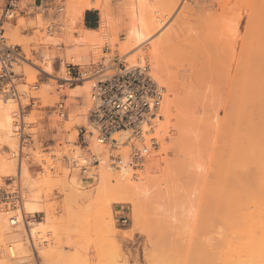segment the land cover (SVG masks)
<instances>
[{
	"label": "rangeland",
	"instance_id": "obj_1",
	"mask_svg": "<svg viewBox=\"0 0 264 264\" xmlns=\"http://www.w3.org/2000/svg\"><path fill=\"white\" fill-rule=\"evenodd\" d=\"M5 3L6 0H0V7H2ZM32 3L33 0L21 1V8L25 10V12L17 13L15 19L5 24V37L8 43L19 45L21 49L20 53L23 57H18L13 63V70L16 73L15 82L16 87L20 93V102L24 114V121L26 123V131L34 133L37 144L32 143L29 138L25 139V141L23 142L21 178L20 181H18V151L20 143L17 136V128H14V123L16 121V127V124L18 123L17 118L20 122L21 117H18V114H20V108L18 104L19 101L17 98H15L17 103L15 101V104L11 110L12 117L10 120L11 127L13 126L15 130V132L11 133L13 135L12 145L7 147L5 146V143L2 141V139H0V191L9 192L12 190H16L19 183L22 189L23 196H25L24 194H26V197L30 196L39 199L38 201L40 206L46 209L47 213L49 212L48 217L46 216V212H37L33 215V217L32 215L27 216L29 220L36 219L45 221L47 217L50 219V221L48 222H52V224L49 223L50 225H52V227L46 230L47 232L45 231V234H33V241H35V246H37L36 248L38 249V241L40 239L39 236L45 235L51 248L54 246L53 248H57V250H59L63 254L74 256L79 264H208V247H210L211 241H213V243H216L218 241L221 242V240H225L226 236L228 237V235L233 230V227L231 228L230 226V222L229 224H223V221H220L223 220V218L220 219L219 216L217 217L218 212L216 209L218 196L220 194L229 193L233 183L229 181L224 182L225 177L222 178L221 174L215 171L217 175L219 174L218 176L220 177L216 176V173L213 172L214 170L210 171L209 168V172H206V169L205 172H199V175H201L200 177L194 171V165L192 164V162L194 163L195 161L194 156L197 155L196 158L201 160V162L203 161L202 163L204 164L210 157V160L207 161V165L209 166V162L211 161V156H209V154L212 155L211 152L216 149L214 147L216 143L215 140H213V136L210 140L214 142H211V144H209V140V142L206 143V140L208 141V139L205 137H207L208 134L203 133L202 130L201 133H203V135L201 136V141L199 142L200 145L197 146L199 144L198 143L196 144L197 147L192 146L194 144H192L191 139L192 137L194 138L195 135V130H192V125H194L195 123L193 113L195 108V102L193 100L194 89L198 83L205 81V79H208L207 76L210 77L212 75V78L209 79L210 81H212V79L214 78L213 74L215 72L216 75L214 74V76H217L218 78L228 72V62H231L233 60L232 57L230 59V53H232L233 51L230 48L235 43L236 39L239 40V46H241V35L245 33V26H247L245 25L247 24V18L243 14L244 0H159V9H161L162 13L170 11V15L164 14L165 17L168 16V19L166 20L165 25L166 30L163 29V31H161L162 36L164 35L163 37H165V34L167 35L169 31L173 29H178L177 31L179 34V38L175 39V41L177 42L173 40V46L171 47L169 45L170 47L168 46V52L165 53V59L167 58L168 65L167 71L169 70L171 72L167 74V76H163L162 72H160V74H162V77H160V75L157 74L156 70L154 69L152 63L147 58L144 60V62L148 61L151 64L153 73L159 78L162 84H165V82L167 83V80H170L169 78L178 83L176 95L179 97V101L174 103L173 107L175 108L174 115L179 125L177 127V131H179L176 133V130L174 128L172 132L173 135H175V138H170L167 135L168 132L164 133V129H161L159 127L161 125H159L154 131L150 132V134L146 136V141L150 146V152L146 160V166L140 173V175H148V186L151 187V193L155 194H150L151 199L153 200L150 201L151 203L149 202V206L146 205L148 208L150 207V209H144V212L146 210L145 213L147 214L143 212V215H141L143 216L145 221L142 218L140 220V217H138V220V218L133 215V205H131L130 202L114 203V201L116 200V198H114V195H116L117 197V195H121L123 191L121 193L117 192L118 194H112L113 191H110L111 193L106 194L105 192L108 191L107 189V191L105 190V192H103L104 188L98 181V177L94 175L95 173H99V168L92 167L91 170L86 174L87 176H89V174L91 175L89 179L91 180V182L88 181L86 175L80 173V171L76 169H69L68 161L66 160L64 155H67V157H72L78 151V153L81 152L80 147L76 145V142L78 141V143L81 145V139L79 137V127L88 125L87 115L88 108L91 103V101L89 100L90 95L88 96L86 92L84 93L85 95H82V97H79L77 99L73 98V100L68 97L66 117H59L57 102L60 100L61 93H65V89L61 90V92L58 91V81H56L55 78L64 76L66 74V70H60V67L62 66L60 65L61 59L64 57L62 56L63 54H60L59 52L56 53L58 55V58L54 60L55 73H57L56 75L54 73L53 75L49 76L48 74L41 71V69L43 68V63L45 62L43 60V57L45 56L44 54L48 49L47 47L50 46L49 44H51H48L47 42H51L49 40L50 37L57 38L59 41L61 39L62 42L64 39L65 42L67 41V39H69L68 34H70V25L68 23L69 18L72 16L67 11V0H49V2L47 4H44L42 7H31ZM126 3L127 0H112L110 2V10L111 13H113L114 19H126L128 17V13L125 10ZM60 4L64 5L65 10L58 12L57 7ZM258 4H264V0H258ZM86 11L94 10L85 9L84 12ZM94 12L98 17L97 20H100V10H97V12L95 10ZM80 14L81 13L76 16L78 17L76 18V20H78L79 23L76 27L79 29H81L84 25V20L82 21L83 15ZM128 18L127 20L129 21ZM236 18H238L237 22ZM80 20L82 22H80ZM118 21H120V19ZM239 21L242 22L241 25H238ZM122 22H120V24H118V22L116 24L113 23L114 25L110 24L105 29L103 27L102 30L104 32L101 34V40H99V43H96V45H94L95 47L93 46L95 51H92V53L94 54L91 56L89 61H87L86 64H89V67L85 68V70L92 69L94 66H96V64L101 60L103 56L114 55L115 51L117 50L118 53L122 56V61L124 63L132 64L130 62H127L126 56H128L129 53L124 52L125 50L122 44V40H124V37H126L127 34L128 25L125 24V22ZM49 23H54L55 28L52 33L47 34L46 27ZM99 27L100 23L98 22V27L96 28ZM160 30L159 35L161 36ZM233 33H235V35H233ZM229 39L233 40L231 41ZM116 43L118 44V49L115 47ZM106 44H109L111 48V52L107 54L104 53ZM65 46L66 44L64 43L63 47L65 48ZM220 46L221 48H219ZM49 48L56 49L57 47L51 45ZM226 49L228 50V53L230 52L229 54L226 53ZM229 49L231 51H229ZM223 50L226 51L224 52ZM217 54L219 56H217ZM224 56H226L225 59ZM60 57L62 58L60 59ZM63 60H65V58ZM66 62L73 63L74 61ZM75 63L76 62H74L73 64ZM75 65L76 67L70 70L69 76H73L79 70V67H81L82 64ZM217 65L220 67L219 69L221 71L218 70L220 72L215 71V69H218ZM224 65L226 66L224 67ZM222 70H224L223 73ZM27 71L35 73V79L29 78L30 75L28 76L26 74ZM170 74H172L173 76ZM206 83L208 86H205V88H208L211 82L208 83L207 80L203 84L205 85ZM0 84V92L4 91L6 87L9 86L5 85V81ZM46 85L48 87H46ZM67 85L70 84L67 83L65 85V88L67 87ZM262 86H264V84ZM45 88L50 89H48L49 91L45 92ZM200 88L204 89V87L201 86ZM167 90L169 91L168 87L166 88V93L168 94ZM200 91L203 94V92H207L208 90L206 91L205 89L204 91H202L201 89ZM260 92L261 91H258L256 93ZM47 93L48 96L46 97L45 95ZM88 93L90 94V90ZM0 95L2 96V93H0ZM9 96L12 97V95ZM262 100H259V104H257L256 101L255 105L257 104L258 107H255L254 103L253 107L252 104H250L252 103V101L250 102L249 100L248 104L247 102L245 103L243 101V104L239 103L240 108L244 106L243 109L240 110L241 113L246 116L243 117L242 123H239V125H237L240 134L237 132L236 133L237 135L241 136L238 139V136L235 133L236 136L231 135V137L229 138H224L225 135L222 134V136L224 135V137L221 138L226 139L224 140L225 144H222L223 146H226V144L230 143L233 144V141L235 140L234 138L238 140H242L243 138L244 142L242 140L241 143L240 140L241 145H239L238 140L236 141L239 145L238 148L246 147L245 149H247V147L252 146L253 151L251 149L250 153L249 149L247 152L252 156H254V153H252L255 152L254 148H258L261 145L264 147V136H261V138L252 139L254 133L252 132L253 130L249 129L252 128V126L257 128L255 126L256 122H260L259 125H262L264 123V121H262V117L264 116V98H262ZM245 101H247L246 98ZM248 106L249 108L253 107L252 109H255H249V112ZM239 107L237 104V109H239ZM255 110L259 112L260 116ZM74 113H79L80 120H71ZM161 115V119L165 120V114L163 115L162 113ZM246 118L247 120H245ZM70 121L72 123L69 124ZM248 121H250L251 124ZM66 123H68V125ZM244 123H246V125ZM241 127L244 128V130ZM245 127L249 128L245 129ZM240 131H242V133ZM217 132L218 131H215L214 133ZM198 133L200 132L198 131ZM216 135L214 134V139ZM245 135L246 137L248 136L247 139L246 137L244 138ZM147 137L149 138L147 139ZM153 137L156 138V145H151L152 143L150 142V139ZM216 138L217 142L222 141L224 143L222 139L219 140L220 136L218 137L217 135ZM230 138H233V140L231 139L232 142L229 140ZM172 139H174L173 144L171 143ZM45 140L49 141L47 145L44 144ZM255 140L256 142L258 141V144H255V142L254 144H251ZM204 144L206 145L204 146ZM232 144H230V147L233 148ZM253 145H255L254 148ZM256 145L258 147H256ZM217 146L218 145H216V147ZM166 147L169 149L165 151ZM230 147L228 146L227 148ZM87 149L88 148H85L83 152L89 153ZM191 149H197V154L195 155L191 153ZM221 149L222 148H218L215 150L216 152L213 153L216 155V153L220 152H217V150ZM262 150L264 151V149ZM256 151H258V149ZM257 155L256 156L258 158L256 162L255 160H253L254 158L250 156L253 162L248 161L245 164L243 163V165H240V169L245 167L244 165L248 166L244 170L242 169L244 172H242L241 170L243 182L240 188L243 194V201L245 200L244 202H247L249 200V196H247L248 200H246L245 195L247 192L246 182H251L253 180L250 172L252 171L254 173L255 170H258V167L260 166L264 168V153L259 151ZM191 156L194 157L193 160L191 159ZM152 162L153 165L149 166V163L152 164ZM246 169L248 170V172H245L247 171ZM217 170L219 171L220 169L217 168ZM132 172L133 170L131 169V173ZM186 173L188 174V176L186 175ZM196 175L197 177H195ZM209 175H211V177ZM83 177L87 181V183L85 181L84 185H81L80 183L76 182L79 181L83 183ZM10 178H13V181ZM71 182L73 184H71ZM64 183L66 184L64 185ZM69 183L73 187H71L72 191L74 190L73 192H70L71 188L68 187L70 186ZM68 188L69 190H67ZM212 189L215 190L211 192ZM257 190L259 191L260 189ZM260 193L258 192L253 194L252 198L255 203L257 201V197L260 196L258 195ZM71 194L72 197L70 196ZM154 195L158 196L155 197ZM165 196L167 199L165 198ZM66 198L69 200H66L65 202L64 200ZM161 198H163L164 200ZM164 201L165 203L163 204ZM69 203L72 206H69ZM250 203H252V201L249 202L248 205H250ZM15 204L16 202L10 201V199H0V216L2 213L7 212L8 210H12L15 208L18 209L19 204L17 203L16 207ZM65 204L68 210L65 209ZM251 205L253 207L255 206L254 204ZM252 206L248 207L249 211H256L255 208L257 207V205L254 208L250 209ZM69 207H71V209L73 210L72 212ZM156 208L158 209V211ZM159 212H161V214H159ZM110 215H112L114 219L113 225H111L110 223ZM123 215L129 217L130 221L128 223L122 222L121 217ZM148 225H150V227ZM225 225H228L227 227H230L229 229H232L229 230L230 233ZM144 226L147 228H145ZM14 231L18 234L17 238L19 239V241L25 243L28 254L30 255V259L25 264H41L39 263L41 259H39V257L37 258L35 254V248L32 245V241L25 225L21 223L20 225L16 226ZM144 232L148 233L149 235L145 237V235H143ZM216 233H218V235ZM212 235H216V237H213ZM211 236L213 237V239H210ZM12 240L13 239L7 240V245L5 247L7 253V246L12 242ZM128 244H130L131 246ZM135 244L138 246V248L135 247ZM129 247L130 249L132 247L140 249L138 250L139 252L137 258H134L133 255H129ZM37 249L35 250L37 251ZM128 249L129 251H127V254L125 251ZM123 253H125L126 256H129L130 258H127L125 254L123 256ZM2 255L3 253L0 246V261L2 260ZM124 257L125 259H123Z\"/></svg>",
	"mask_w": 264,
	"mask_h": 264
},
{
	"label": "bare ground",
	"instance_id": "obj_2",
	"mask_svg": "<svg viewBox=\"0 0 264 264\" xmlns=\"http://www.w3.org/2000/svg\"><path fill=\"white\" fill-rule=\"evenodd\" d=\"M111 1L112 0H67V4H66L67 5V11L72 16V17H70L71 19L69 18V23H68L70 25V29H69L70 34H68L69 39H67L66 42L64 41L65 40L64 39L62 42L61 39L59 41L57 38L50 37L49 40L51 42L47 41L48 44L51 43V44H49L50 46L54 45L57 48L56 49H50L49 48L50 46L47 47L48 49L44 54L45 58L43 57V60L45 62L43 63V65H44L43 68L41 67L42 68L41 71L48 74L49 76H51L55 73L54 60L58 58V55L56 53L59 52L60 54H63L62 56H64L63 58L60 57V59L62 58L61 64H60V65H62L61 66L62 68L60 67V70H62V69L66 70V74L64 76L56 77V78H62V79H67V80L71 79V75L69 76V74H70L69 65L76 62L75 64H77V65L82 64L81 65L82 68H88L89 67L88 66L89 64H86V63H87V61H89L91 56L94 54V53H92V51H95L93 46L96 45V43H99L100 42L99 40H101L100 39L101 34L104 32L102 30L103 27L105 29L110 24H113V23L116 24L117 22H118V24H120V22L123 21V22H125V24L128 25L126 37H124V40H122L123 41L122 44L124 46L123 48L125 50L124 52L129 53V55L126 56L127 62H130L132 64H141V62L143 63L144 60L147 58L152 63L154 69L156 70L157 74L160 75V77H162V74H163V76H167V74H169L171 71H169V70L167 71L168 65H167V58L165 59V53L168 52V46L169 45L171 47L173 46L172 45V43H174L173 40L175 41V39L179 38V36H178L179 34L177 31L178 29H176V30L173 29V30L169 31V33L167 35L165 34V37H163L164 35L162 36V34H161L162 33L161 31H163V29L166 30L165 25H166V20L168 19L167 18L168 16L165 17L164 14L170 15V11L162 13L161 9H159V0H127V3L125 4V10L128 13L129 18L128 17L127 18L129 19V21L127 20V18L126 19L119 18L120 21H118L119 19L118 20H116V18L114 19L113 13H111V10H110V2ZM85 9L100 10L101 20H100V27L99 28H89V27L84 26L83 24H81V25H83V27L81 26L82 28L80 27L81 29L76 27L77 24H79L78 20H76V18H78V17H76V16H78L79 13H81L83 15V12L85 11ZM243 9H244L243 14L247 18L246 19L247 24H245L247 26H245V30H244L245 33L241 35V38H242L241 46H239V40L238 39H236V41L233 45H232L233 42L231 43L232 46L230 49L233 51H232V53H230V52L229 53H230V59L232 57L233 60L232 61L230 60L231 62L227 61L229 63V65H227V68L229 67L227 69L228 72H226V74H223V76H220V78H218L216 76L217 79L214 76V74L216 75V72L215 73L213 72L214 78L212 79V81L209 80L210 78H212V75H211L210 77L207 76L208 79H205V81L200 82L202 84L204 82H206L207 80H208V83L211 82L209 84V87H208L209 89L205 88V86H208L207 83L205 85L198 83L199 85L198 84L197 85L199 87L196 85L195 89H194L193 100L195 102V104H194L195 108H194L193 113H194L195 123H194V125H192V130L193 131L195 130L194 131L195 135H194V138L192 137V139H191V142L194 145H192V144L191 145L195 147L196 144H198L201 141V136L203 135V133H205V134H208V136H209L208 137L206 135L207 137H205L208 139V141L206 140V143L209 142V140L212 139L211 137L213 136V140H215L216 145L221 146V147H218V146L216 147V145H214V147L216 149L222 148L221 150H217V152L218 151H220V152L216 153V155L213 153V152H216L215 148H214L215 150H213L211 152L212 155L209 154V156H211V161L209 162L210 167L207 165L208 164L207 161L210 160V157L205 163L208 166L207 167L204 163H202L203 161L201 162V160L196 158L197 157L196 154L198 152L197 149L196 150L191 149L192 152H191V150H190V152L196 155V156H194L195 157L194 163L192 162V164L194 165V171L196 172V174L199 175V172H202V171L205 172V169H206V172H209V170H208V168H209L210 171L214 170L213 172H215V171L219 172V174H221L222 178L225 177L224 182L229 181V182L233 183L230 192L226 193V194L225 193L220 194L218 196V200L216 203V209L218 212L217 217L219 216L220 219L223 218V220H220V221H223V224L224 223L229 224V222H230V226H231V228L233 227L232 228L233 230L229 229L230 227H227L228 225H225L228 228V231L232 230L231 233L229 231V233H230L229 235L227 234L228 237L226 236L225 240L219 239V240H221V242L218 241L216 243L215 242L213 243V241H211V244L208 243V244H210V247H208L209 248V258H208L209 263L208 264H264V168H262V166H260V167H258V170H255L254 173L251 171L250 175H251V177H253V180L251 182H246L247 183L246 184V191L247 192H246L245 196H246V200H248L247 196H249V200L247 201L248 203L252 201V203H250V205H248L247 202H244L245 200L243 201V194H242L241 188H240L241 184L243 182L241 170L242 169L244 170L246 167H248L247 165H244L245 167L240 169V165H243V163L245 164L248 161L253 162V160H255V162H256V160L258 158L257 157L258 152L260 151V152L264 153V151L262 150V149H264V147L262 145L260 147H258L256 145V147H258V148H254L255 145H253L254 151L256 152V153L252 152V153H254L253 154L255 156L254 157V156L250 155L252 146L247 147V149H245L246 147L238 148V146L241 145L240 144L241 139L238 140L241 135L240 136L237 135V133H239L237 125H239V123H242L243 117H246L243 113H241V110H240V109H243L244 106L241 105L243 107L240 108L239 103L243 104V102H245V103L247 102V104H248L249 101L250 102L252 101V103H250V104H252V106L254 107L256 101H257V104H259L260 101L262 100V98H264V97H261V96H264V86H262L264 84V4L259 5L258 0H244V8ZM64 10H65V7H64L63 11ZM237 19L238 18H236V22H237ZM82 21H83V19H82ZM82 21L80 20V22H82ZM241 23L242 22L239 21L238 25H241ZM159 30H160V34L162 37L159 35ZM179 32H181V31H179ZM47 34H50V33H47ZM233 35H235V33H233ZM159 36L161 39L159 38ZM159 40H160V42H159ZM229 40H231V39H229ZM175 42H177V41H175ZM64 43L66 44L65 48L63 47ZM237 43H238V45H237ZM221 46L219 48H221ZM230 49H229V51H231ZM169 51H170V49H169ZM226 53H228V50L226 51ZM217 56H219V55L217 54ZM225 57L226 56H224V59H225ZM64 58H65V60H63ZM66 61H68V62L74 61V62L73 63H70V62L67 63ZM83 63H85V64H83ZM93 64H95V63H93ZM93 64H91V65H93ZM41 65H39V66H41ZM225 66L226 65H224V67ZM214 67H215V65H214ZM219 68L220 67L218 66V69L217 70L215 69V71L220 70ZM220 71H218V72H220ZM223 71L224 70H222V73H223ZM160 72H162V74H160ZM26 74L28 76L30 75L29 78L35 79V76H34L35 73H33L31 71H27ZM56 74L57 73H55V75ZM170 75H172V74H170ZM169 77H171V76H169ZM169 79H170L169 81L166 79L167 83L165 82L166 86L169 88V91L167 90L168 94L166 93V96H165V99L163 102V106H162V111H161V114L162 113H163V115L165 114V117H164L165 120H162L161 118H157L155 121L153 129L155 130L159 125L162 126L164 124L162 127L161 126H159V127L161 129H164L163 130V131H165L164 133L168 132L167 133L168 137L175 138V135H173L172 131L175 128L176 133H177L179 131V130L177 131V127L179 125H178L177 119L175 118V115H174L175 108L173 107V105H174V103L179 101V97L176 95L178 83L173 81L171 78H169ZM165 84H162V85H165ZM47 85H49V84H47ZM47 85H46V87H48ZM200 86L204 87V89L200 88ZM48 89H50V88H45V90H46L45 92L49 91ZM88 89L89 90L91 89V79H89V78L84 79L83 82L77 83L73 86L67 85V87L65 88V93L68 95L69 98H71L73 100V98L77 99L79 97H82V95L86 92L89 96L90 94L88 93L89 92ZM201 89H202V91H204L205 89H206V91L207 90L208 91L203 92V94H202V92L200 91ZM255 91L256 92L261 91V92L256 93ZM0 93H2V96L0 95V139H2V141L5 143V146L9 147L12 145V142H13L12 141L13 135L11 133L15 132L14 128H16L15 127L16 121L14 123V128H13V126L11 127V121H10L11 117H12L11 116V110L15 104L16 99L9 96L10 94L7 92V90L1 91ZM3 94H5V95H3ZM255 95H260V96H255ZM45 96L47 97L48 93ZM245 98L247 101H245ZM18 101H19L18 104H19V108H20V114H18V117L20 116L21 120H24V114L22 111L21 102L19 99H18ZM16 103H17V101H16ZM253 103H254V105H253ZM237 104H238L239 109H237ZM257 104L255 105V107H258ZM260 107H261V105H260ZM252 108H249V106H248V110L252 109ZM254 109H252V110H254ZM257 110H255V111H257ZM261 111H262V108H261ZM249 112H250V110H249ZM257 114L259 115V112ZM247 118H248V116H247ZM247 118L245 120H247ZM250 118H251V116H250ZM262 118H263L262 121H264V116ZM77 119L80 120V115H79V113H74L71 120L77 121ZM255 119H253V120H255ZM161 121L162 122L164 121L163 124ZM17 122H18L17 124H19L18 118H17ZM248 122L251 124L250 121H248ZM70 123H72V122L70 121L69 124ZM246 123H244V124L246 125ZM259 123L256 122L255 123L256 125L254 124L257 128H255L252 125H251L252 128H249L250 126L248 127L249 129L253 130L252 132L254 133L253 134L254 136L252 135L253 136L252 139L261 138V136H264V123L262 122L263 123L262 125L261 124L259 125ZM17 124H16V126H17ZM66 124L68 125V123H66ZM212 128H214V129H212ZM246 128L247 127H245V129ZM210 129H211V131L212 130H214V131H212V133H211ZM242 129L244 130V128H242ZM201 130L203 133H201ZM234 130H235V132H234ZM198 131L200 133H198ZM215 131H218L217 132L218 134L214 133ZM219 131H222V132H219ZM240 132L242 133V131H240ZM235 133L238 136V139L233 137L235 140L233 141V144L230 143L233 145V148L230 147V144H226V146L225 145L223 146L222 144H225L224 140H226V139H222L221 137H224V135H225L224 138H229V137H231V135L236 136ZM211 134H213V135H211ZM214 134L215 135L217 134L218 137L220 136L219 140L222 139L224 141V143L222 141L217 142V140H216L217 135L215 136V139H214ZM222 134H224V135L222 136ZM248 134H246V135H248ZM128 135H129L128 131L121 130V131L113 133L112 138L113 139L120 138V137L124 138V137H127ZM246 135L244 136V138L246 137ZM87 137H88V144L86 146L80 145L78 143V141L76 142V145L80 147V151H81L80 153H78L79 151L77 150L78 152L77 153L75 152L76 154L74 156L70 155L72 157H67V155H64V157L68 161L69 169H71V170L76 169L70 164V160H74L80 156H89L93 152L97 153L101 156L104 154L105 144L100 143L94 135L87 134ZM149 137H147V139ZM247 137H246V139H247ZM205 138H204V140H205ZM233 138H230L229 140L232 142ZM237 140L239 141V145L236 142ZM242 140L244 142L243 138H242ZM242 140H241V143H242ZM211 142H214V141L210 140L209 144H211ZM247 142H248V140H247ZM249 142H250V140H249ZM254 142H255V144H258L257 143L258 141L256 142V140L253 141L251 144H254ZM171 143L172 144L174 143V139L171 140ZM220 143H221V145H220ZM199 145H200V143L197 146H199ZM205 145L206 144H204V146ZM227 145L230 148H227L228 147ZM85 148H88L87 151L89 153L83 152ZM168 149L169 148L166 147L165 151ZM257 149H258V151H256ZM248 150L250 153H247ZM252 151H253V149H252ZM188 152H189V150H188ZM241 152H243V153H241ZM193 154H191V155H193ZM250 156L254 159L252 160V158H250ZM192 157L193 156H191V159L193 160L194 157L193 158ZM244 158H246V159H244ZM22 160H23V157L21 154V157L19 160V166H18V175L20 178H21ZM239 160L242 162V164ZM243 161H245V162H243ZM150 165L152 166L153 162H152V164L149 163V166ZM94 168H99L98 169L99 173H95L94 175H96L98 177V181L100 182L101 186L104 188V189L102 188L104 190L103 192H105V190L107 191V189L109 192L108 191L105 192L106 194L111 193L112 191H113L112 194H115L117 192L121 193L123 191V193L121 195L117 193L118 198L116 197V195H114V198H116L114 203L130 202L131 205H133V207H132L133 211H134L133 215L137 218L140 217V220H141V218L144 220L143 216H141V215H143L144 209L148 208L146 205L149 206L151 203L150 201L153 200V199H151V195L155 194V193H151V191H152V190H150L151 187L148 186V184H149L148 183L149 182L148 175L145 174L146 175L145 176L143 174L144 176L140 175L139 177L134 178L132 176L133 172L131 173L132 168H125V169H122L120 171H115V170H111L110 168H108L104 163H101L97 166H94ZM186 168H187V165H186ZM217 168L220 170L218 171ZM188 169H189V167H188ZM247 169H249V168H247ZM76 170H78V169H76ZM243 170H242V172H244ZM245 172H248V170ZM187 173H186V175L188 176ZM218 175L216 173V176H218ZM200 176L201 175H199V177ZM209 176L211 177V175H209ZM90 177H91V175L89 174V176H87V179H88V181L91 182V180H89ZM195 177H197V175ZM195 177H191V178H195ZM218 177H220V176H218ZM83 179H84V177H83ZM203 179H204V177H203ZM201 180H202V178H201ZM85 181L86 180L84 179L83 183L79 182V181H76V182L80 183L81 185L82 184L84 185ZM206 181H207V178H206ZM86 183H87V181H86ZM65 184L66 183H64V185ZM71 184H73V183L71 182ZM67 185H68V183H67ZM69 185H70V183H69ZM60 186H61V183H60ZM68 187L71 188L72 185H70ZM63 188H65V187H63ZM69 188L67 190H69ZM72 188L70 189V192L74 191V190L72 191ZM257 189H260V190L258 191ZM67 190H65V191H67ZM213 190H215V189H212L211 192H213ZM256 190L259 193L260 192L261 193L258 194L260 196L257 197V201L255 203L252 197H253V194L258 193ZM24 195L25 196H23V199L20 202L18 209L15 208L12 210H8L7 212L2 213L0 216L1 217V219H0V246H1V251L3 253L2 260L0 261V264H25L30 259V257H29L30 255L28 254V250L25 246V243L19 241V239L17 238L18 234L15 233V231H14L16 226L20 225L21 223H23L25 225L27 232L30 236V239L32 241V245L35 249H37L36 248L37 246H35V241H33V234L34 235L35 234L38 235V233H40V234L44 233L45 234V231L52 227V225H50V224H52V222L51 223L48 222V221H50V219L47 218L49 212L47 213V210L40 206L39 201H38L39 199L34 198V197H30V196L26 197V194H24ZM119 195H120V197H119ZM70 196L72 197V194ZM157 196L158 195H156L155 197H157ZM161 196H162V194H161ZM112 197H113V195H112ZM165 198H166V196H165ZM70 199H72V198H70ZM161 199H163V198H161ZM66 200H69V199L66 198L64 201L66 202ZM164 203H165V201L163 202V204ZM245 203H247V204H245ZM251 204H254L255 206L257 205V207L255 208L256 211H254V210L249 211L248 207L252 206ZM67 205H68V203H67ZM65 206H66V204H65ZM69 206H72V205H70V203H69ZM254 207L252 206L250 209H252ZM65 209L68 210L67 206ZM69 209H71V207H69ZM148 209H150V207ZM167 209H168V207H167ZM153 210H155V209H153ZM72 211L73 210L71 209V212ZM157 211H158V209H157ZM37 212H46V216H47L46 221L45 220H36V219L29 220L27 218V216H29V215H32V217H33V215L36 214ZM145 212H146V210H145ZM161 212H159V214H161ZM145 214H147V213H145ZM145 214H144V216H145ZM155 217H157V216H155ZM47 219H49V220H47ZM138 220H139V218H138ZM224 220H226L227 222ZM113 221H114V219H113L112 215H110L111 225L114 224ZM218 221H219V219H218ZM148 226L150 227V225H148ZM145 228H147V227H145ZM217 229H220V228H217ZM145 233L146 232L143 233V235H145V237L149 235L148 233H146L147 235ZM216 234L218 235V233H216ZM212 236L210 239H213L214 236L216 237V235H214L213 237ZM39 238L41 239V241L39 239L38 249H37V251L34 249L37 258L39 257V259H41V261L39 263H41V264H79V262L75 259L74 256L67 255V254L65 255V254L61 253L59 250H57V248L56 249L53 248L54 246L51 248L48 244V240L46 239L45 235H43V236L40 235ZM10 239H13V240L7 246L8 247V253H7L5 250V247L7 245V240H10ZM132 243H131V245H132ZM128 245H130V244H128ZM135 247L138 248L137 245ZM137 248L132 247L130 249V247H129L130 251L128 249L125 252L128 254L127 251H129L130 256L133 255L134 258H137V255L139 252L138 250H140ZM124 254L125 253H123V256H124ZM125 256H126V254H125ZM126 257L128 258L129 256H126ZM123 259H125V257ZM109 264H111V263H109ZM112 264H114V263H112ZM117 264H119V263H117Z\"/></svg>",
	"mask_w": 264,
	"mask_h": 264
},
{
	"label": "built area",
	"instance_id": "obj_3",
	"mask_svg": "<svg viewBox=\"0 0 264 264\" xmlns=\"http://www.w3.org/2000/svg\"><path fill=\"white\" fill-rule=\"evenodd\" d=\"M21 1L6 0V3L0 7V83L5 81V85H9L5 90L13 98L19 100L20 93L16 87L13 63L18 57L23 56L20 53L19 45L7 42L5 24L15 19L17 13L25 12L21 8ZM63 9L64 5H58V12ZM95 10L97 12V9ZM100 20H98L99 23ZM54 28L55 24L49 23L46 27L47 33H52ZM115 47L118 49L117 43ZM110 50L109 44H106L104 53H110ZM122 60V56L117 50L114 55L103 56L92 69L85 70V68L79 67V70L69 80L56 78L59 92L65 89L67 83L73 86L83 82L84 79H91L88 125L79 127V137L82 146L88 144L87 134H89L94 135L106 147L102 156L93 152L89 156H80L71 160V165L84 175L92 167L104 163L115 171L132 168V176L136 178L146 166L150 152L146 136L154 131L156 119L162 117L161 111L166 95V86L162 85V82L153 73L148 61L141 64H127ZM75 67L74 64L69 65L70 70ZM67 99L68 95L62 92L60 100L57 102L60 118L66 117ZM16 128L20 143L18 151L20 160L23 142L27 138L31 140L34 133L26 131V123L21 119ZM121 130L128 131L129 135L113 139V133ZM150 142L151 145H156V138H151ZM17 180L20 181L18 172ZM0 199H10V201L16 202L15 207L17 203L20 205L23 199L20 184L18 183L16 190L0 191ZM121 219L123 223L130 221L126 215H123Z\"/></svg>",
	"mask_w": 264,
	"mask_h": 264
},
{
	"label": "crops",
	"instance_id": "obj_4",
	"mask_svg": "<svg viewBox=\"0 0 264 264\" xmlns=\"http://www.w3.org/2000/svg\"><path fill=\"white\" fill-rule=\"evenodd\" d=\"M49 0H33L31 7H40L44 4H47ZM96 13L94 11H86L83 15L84 25L89 28H96L98 27V20H97ZM92 25V26H89ZM31 142L37 144L35 135L31 138ZM49 143L48 140L44 141V144L47 145Z\"/></svg>",
	"mask_w": 264,
	"mask_h": 264
},
{
	"label": "trees",
	"instance_id": "obj_5",
	"mask_svg": "<svg viewBox=\"0 0 264 264\" xmlns=\"http://www.w3.org/2000/svg\"><path fill=\"white\" fill-rule=\"evenodd\" d=\"M89 26H92V25H89Z\"/></svg>",
	"mask_w": 264,
	"mask_h": 264
}]
</instances>
